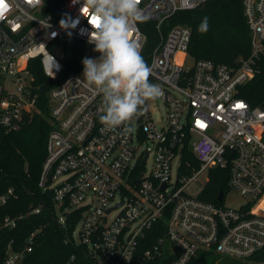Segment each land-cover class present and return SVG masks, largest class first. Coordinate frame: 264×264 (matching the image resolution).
<instances>
[{"label": "built area", "instance_id": "obj_1", "mask_svg": "<svg viewBox=\"0 0 264 264\" xmlns=\"http://www.w3.org/2000/svg\"><path fill=\"white\" fill-rule=\"evenodd\" d=\"M205 1L140 0L143 21L155 23L156 43L143 52L146 35L138 21L129 39L139 45L150 82L160 85L166 110L157 126L147 102L128 134L125 125L101 124L103 96L84 80L83 67L62 73L67 39L84 41L89 58L100 56L89 43L94 23L84 0H64L56 14L44 13L42 0H0V126L18 128L40 111L38 97L46 95L51 129L38 184L52 190L61 223L71 210L79 212V240L73 232L72 240L85 244L99 264H190L206 252L264 260V107L241 95L264 57V0H242L249 53L230 65L192 57L190 27L169 22ZM66 16L76 22L70 36L60 27ZM34 58L51 81L44 94L29 68ZM211 168L228 169V190L221 200L217 193L218 203L201 197ZM229 192L243 202L227 206ZM12 193H0V205ZM15 223L0 217L2 227ZM154 226L162 233L144 246ZM32 236L17 249L11 239L2 264H24Z\"/></svg>", "mask_w": 264, "mask_h": 264}, {"label": "trees", "instance_id": "obj_2", "mask_svg": "<svg viewBox=\"0 0 264 264\" xmlns=\"http://www.w3.org/2000/svg\"><path fill=\"white\" fill-rule=\"evenodd\" d=\"M64 0H42L44 13L56 14ZM208 18V30L198 31L203 18ZM170 24H184L191 29L188 53L194 58L209 59L216 63L233 64L237 57L249 53V28L243 15L242 0H206L200 6L181 10L169 18ZM140 27L146 35L143 52L146 53L156 43V29L153 21H143ZM84 41L70 38L64 41L62 62L63 74L82 69V60L88 57ZM259 70L242 89L244 97L251 105L264 107V57ZM29 68L37 84L51 86L38 59L29 61ZM37 105L42 114L33 113L24 118L16 129L0 126V193L12 188L0 205V217L16 219L12 228L0 226V264H2L7 243L12 239L14 249L22 247L26 238L33 233L32 250L26 254L24 264H99L90 258L85 244H76L72 232L79 218L77 210H71L61 223L55 211L53 192L39 184L42 163L46 156L47 136L51 129L49 107L46 95L39 96ZM201 197L218 203V192L228 190L227 168H211L208 171ZM38 208L37 212L32 211ZM162 233L155 229L147 232L149 245ZM72 256V258H71ZM156 259L152 264L160 263ZM130 264H139V259ZM190 264H254L249 259L239 260L223 257L212 252L199 253Z\"/></svg>", "mask_w": 264, "mask_h": 264}, {"label": "clouds", "instance_id": "obj_3", "mask_svg": "<svg viewBox=\"0 0 264 264\" xmlns=\"http://www.w3.org/2000/svg\"><path fill=\"white\" fill-rule=\"evenodd\" d=\"M139 4L140 0H84L83 4L96 21L91 25L89 43L100 53L95 59L83 58V78L103 96L101 124L109 129L125 125L128 134L134 129L127 125L142 115L146 103L163 96L160 85L149 80L150 68L139 45L129 39L132 22L145 19ZM75 24L67 16L60 21L69 36ZM208 27V18L204 17L198 31L206 32Z\"/></svg>", "mask_w": 264, "mask_h": 264}, {"label": "rangeland", "instance_id": "obj_4", "mask_svg": "<svg viewBox=\"0 0 264 264\" xmlns=\"http://www.w3.org/2000/svg\"><path fill=\"white\" fill-rule=\"evenodd\" d=\"M148 107H149V111H150V114H151V116L153 118L154 123L157 126H160L161 124H163L164 123L165 110H166V106H165L164 102L162 100H160V99L150 100V101H148ZM35 113L42 114L41 111H38V112H35ZM150 168H151V162H150V158H149L147 164L145 165L146 172H148L150 170ZM198 179L200 180V182H204L205 175L204 174H200ZM242 202H243V198L242 197H240L239 195H237L234 192H229L226 195L224 203L227 206L237 207ZM115 213H116V210L113 211L111 213V215H114ZM109 217H111V216H109ZM78 230H79V224H77V226L74 228V231H73V236H74L76 241L79 240L78 239ZM258 264H264V260H262Z\"/></svg>", "mask_w": 264, "mask_h": 264}, {"label": "water", "instance_id": "obj_5", "mask_svg": "<svg viewBox=\"0 0 264 264\" xmlns=\"http://www.w3.org/2000/svg\"><path fill=\"white\" fill-rule=\"evenodd\" d=\"M46 89H47V85H45V84L42 85V86L40 87V93H41V94H44V92H45ZM221 196H222V192L220 191L219 194H218V197H217L218 200H221Z\"/></svg>", "mask_w": 264, "mask_h": 264}, {"label": "snow or ice", "instance_id": "obj_6", "mask_svg": "<svg viewBox=\"0 0 264 264\" xmlns=\"http://www.w3.org/2000/svg\"><path fill=\"white\" fill-rule=\"evenodd\" d=\"M95 22H96V21H95V19L93 18L92 21H91V23H95Z\"/></svg>", "mask_w": 264, "mask_h": 264}]
</instances>
